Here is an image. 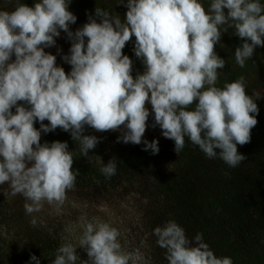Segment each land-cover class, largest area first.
Returning a JSON list of instances; mask_svg holds the SVG:
<instances>
[{
  "label": "clouds",
  "instance_id": "1",
  "mask_svg": "<svg viewBox=\"0 0 264 264\" xmlns=\"http://www.w3.org/2000/svg\"><path fill=\"white\" fill-rule=\"evenodd\" d=\"M70 2L38 0L31 7L22 3L11 12L0 10V185L8 183L12 196L24 197L27 214L40 212L45 202L62 206L80 174L73 171L67 142L41 144V131L70 132L84 157L100 142L83 134L86 127L119 131L117 142H143V150L157 154L158 140L142 141L150 104L153 127L175 142L177 155L187 137L208 158L218 157L230 167L246 159L237 145L251 140L260 96L246 92L243 76L216 86L218 69L226 62L214 49L222 34L234 28L244 41L235 49V61L243 68L254 49L264 46L259 0H211L207 10L201 0H127L123 21L96 7L100 22L89 16L75 32L69 28L77 19ZM61 30L71 41L69 54L62 57L71 65L69 73L45 51L55 46ZM133 36V51L145 68L135 77L133 61L122 51ZM100 160L101 173L114 176L115 158L107 164ZM82 227L78 247L88 260L80 264H129L132 256L122 250L118 229L101 221ZM154 235L168 264H233L230 257H217L202 233L189 240L175 220L157 226ZM76 248L62 244L52 264H76ZM30 259L39 264L35 255Z\"/></svg>",
  "mask_w": 264,
  "mask_h": 264
},
{
  "label": "trees",
  "instance_id": "2",
  "mask_svg": "<svg viewBox=\"0 0 264 264\" xmlns=\"http://www.w3.org/2000/svg\"><path fill=\"white\" fill-rule=\"evenodd\" d=\"M36 2L0 0V10L11 12L18 4L31 7ZM201 2L205 10L211 4V0ZM259 2L264 5V0ZM120 3L121 0H71L69 11L77 19L69 26L70 30L81 28L89 16L100 22L95 16L96 7L118 14L123 21L127 0ZM225 27L222 26V33ZM234 32V28H228L215 45L216 54L226 62L223 69H218L216 86L223 88L243 76L246 92L260 96L255 100L258 123L251 129V140L237 145L238 153L246 157L239 166L230 167L218 157L208 158L187 137L185 147L177 155L175 142L165 138L158 125L155 135L146 134L142 138L159 141L157 154L143 150V142L139 145L117 142L118 131L100 133L86 127L83 134L95 135L100 142L84 157L79 142L73 141L70 132L60 128L48 133L41 131V144L67 142L74 159L73 171L80 174L75 186L67 191L62 206L45 202L40 212L30 215L24 209V197L12 196L8 183L0 185V264H36L30 259L32 255L39 264H52L58 247L65 243L77 246L76 264L88 260L85 249L78 247L82 226L86 222L107 223L106 215L93 211L130 196L137 197L140 203L136 236L145 264H168L166 250L158 246L154 229L169 220H175L189 240L202 233L203 241L217 257H230L233 264H264V46H257L241 68L235 61V49L244 41ZM134 46L133 36L122 50L133 61V77L145 70L142 60L135 56ZM70 47L71 41L61 30L55 46L45 51L63 57L69 54ZM57 66L66 73L71 71V65L63 59ZM148 107L151 111L150 104ZM12 111L15 113V107ZM34 127L40 129V122L36 121ZM100 158L105 164L115 158L117 169L111 178L101 173ZM33 219L35 225L31 223Z\"/></svg>",
  "mask_w": 264,
  "mask_h": 264
},
{
  "label": "rangeland",
  "instance_id": "3",
  "mask_svg": "<svg viewBox=\"0 0 264 264\" xmlns=\"http://www.w3.org/2000/svg\"><path fill=\"white\" fill-rule=\"evenodd\" d=\"M51 54L56 56V64L58 65L62 59V54ZM153 124L154 114L150 111V116L147 121L148 126L144 135H155L157 133L158 128L157 126L153 127ZM118 135L120 136L121 132L118 131ZM139 205V199L135 196H130L128 198L122 197L113 204H103L98 210L93 211L106 215L107 223L118 229L120 232L118 241L121 244L122 250L132 256L129 264H145L142 258L141 245L138 243V238L136 236L138 232Z\"/></svg>",
  "mask_w": 264,
  "mask_h": 264
}]
</instances>
